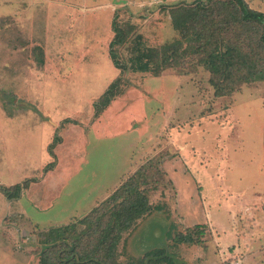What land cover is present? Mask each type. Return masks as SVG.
Listing matches in <instances>:
<instances>
[{
  "label": "rangeland",
  "instance_id": "obj_1",
  "mask_svg": "<svg viewBox=\"0 0 264 264\" xmlns=\"http://www.w3.org/2000/svg\"><path fill=\"white\" fill-rule=\"evenodd\" d=\"M201 1L0 0V264H41L44 232L83 219L138 172L149 212L115 263L202 264L210 223L222 251H236L225 264H246L241 235L264 252V205H246L264 198V82L218 97L198 57L159 74L129 68L147 51L190 47L171 13ZM245 2L264 13V0ZM18 185L9 199L3 189ZM197 225L201 241L181 242Z\"/></svg>",
  "mask_w": 264,
  "mask_h": 264
},
{
  "label": "trees",
  "instance_id": "obj_2",
  "mask_svg": "<svg viewBox=\"0 0 264 264\" xmlns=\"http://www.w3.org/2000/svg\"><path fill=\"white\" fill-rule=\"evenodd\" d=\"M171 14L174 28L186 38L194 37L193 43L184 48L177 42L157 52L140 54L131 59L132 71L159 74L181 66L193 56L211 72L218 97L234 94L244 84L264 82L263 12L251 9L245 0H206L191 10L179 7ZM120 39L117 34L115 41ZM112 59L122 69L127 67L115 55ZM114 87L109 90L111 98L117 96L112 93ZM102 103L101 108L110 101ZM144 176L143 172L132 175L83 219L44 232L41 264H117L115 251L123 234L149 212V197L142 184ZM3 191L14 199L19 197L22 187L15 186V194L11 196L7 189ZM203 228L197 225L189 233L190 240L184 235L181 242L198 243ZM192 236L199 237L196 241Z\"/></svg>",
  "mask_w": 264,
  "mask_h": 264
},
{
  "label": "crops",
  "instance_id": "obj_3",
  "mask_svg": "<svg viewBox=\"0 0 264 264\" xmlns=\"http://www.w3.org/2000/svg\"><path fill=\"white\" fill-rule=\"evenodd\" d=\"M251 203H254L255 206L257 205L260 207V206L264 205V198L259 197L258 199L255 198V200H253V199L249 200L248 199L246 202V205L250 206V205H252ZM244 204H242V206L246 207V205H244ZM256 211H257V215L259 217L260 210H258V209H255V211L253 210L251 212V214L255 215ZM209 226H210V229H212L211 230V238L207 242H205V244L203 245V248L205 249V246H207V243L209 242V243H211V247L209 248V250H211V251H210V254H209V251H207L206 254H202V256L204 258V262H202V264H225L226 260H228L230 258H236L234 255L236 253V251L234 253L230 252L229 251L230 246L227 247L225 252L222 251L223 246H222L221 242L223 240L221 239L220 235L217 234L215 224L210 223ZM250 232L253 233L254 231H249V233ZM249 241H250L249 237H245L244 235H241L238 238V243L233 244V245L237 246L236 247L237 252L244 254L243 257L246 256V261H245L246 264H249L247 262L248 260L254 262L255 264H264V252L259 250L260 249V248H258L259 244L257 242H253V243L249 244ZM9 251L13 255V253L11 252L12 250L10 249ZM221 252L223 254V257H220ZM12 260L13 261H11L10 264H19L16 256H13ZM8 261H9V259H8ZM6 264H9V263H6Z\"/></svg>",
  "mask_w": 264,
  "mask_h": 264
},
{
  "label": "built area",
  "instance_id": "obj_4",
  "mask_svg": "<svg viewBox=\"0 0 264 264\" xmlns=\"http://www.w3.org/2000/svg\"><path fill=\"white\" fill-rule=\"evenodd\" d=\"M232 264H244V262L241 259H238L234 261Z\"/></svg>",
  "mask_w": 264,
  "mask_h": 264
}]
</instances>
